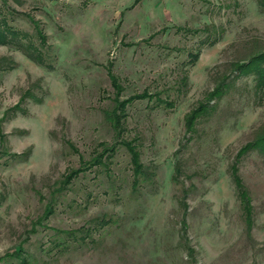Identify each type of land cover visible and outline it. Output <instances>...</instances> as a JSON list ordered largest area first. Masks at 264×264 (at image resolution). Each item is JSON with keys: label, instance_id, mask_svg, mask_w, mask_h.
I'll return each instance as SVG.
<instances>
[{"label": "rangeland", "instance_id": "374dc122", "mask_svg": "<svg viewBox=\"0 0 264 264\" xmlns=\"http://www.w3.org/2000/svg\"><path fill=\"white\" fill-rule=\"evenodd\" d=\"M32 19L46 34L44 48ZM3 20L54 68L0 45V65L14 66L0 70V264L20 257L28 264H264V154L252 150L239 162L251 196L249 229L229 173L238 149L264 126L253 76L231 73V62L264 48L257 0H0ZM207 26L221 30L212 45L201 44ZM199 48L191 65L188 53ZM107 67L119 78V99L146 89L175 101L125 107L120 137L137 138L150 174L137 189L105 115L116 93ZM224 75L228 90L189 137L185 114ZM28 87L34 98L43 94L40 101L27 97L25 112L12 114ZM101 141L115 145L106 166L61 187ZM47 204L52 213L39 223Z\"/></svg>", "mask_w": 264, "mask_h": 264}, {"label": "trees", "instance_id": "16d2710c", "mask_svg": "<svg viewBox=\"0 0 264 264\" xmlns=\"http://www.w3.org/2000/svg\"><path fill=\"white\" fill-rule=\"evenodd\" d=\"M257 5L261 11H264V0H257ZM32 21L35 24V31L37 32L38 37L42 42V48H44L46 44V34L34 19H32ZM202 29L207 32L205 38L201 42L202 45H212L219 39L221 30L216 28L215 26H207ZM198 31V29L194 30V32ZM20 35L24 36L25 34H22L18 30L14 29L6 22V20H3L2 22L0 21V45L12 46L15 49L21 51L30 60L43 65L47 69H53V61L47 59V54L45 55L43 49L40 48V46L34 45L31 41L25 42L23 40V37ZM199 54L200 48L196 51L189 52L188 62L191 65L194 64L198 59ZM13 67L14 66L12 64H8L5 66L0 65V70L5 71L8 69H12ZM231 69V73L234 72V77L252 75L254 78L255 93H258L259 96L264 98V48L250 53V55L246 59L231 62ZM107 73L111 81V85L115 89L116 93L114 97H112L114 105L110 111H105V115L115 131V136L119 137V142L125 147L126 151L129 154V162L132 171L131 186L133 189H137L141 181L150 179V174L145 170L144 164L141 160L140 150L138 147V143L136 142L137 138L134 137L131 139H125L120 137L122 132L125 130V118L127 116L125 107L134 100L147 99L148 101L156 102L157 105L154 104L153 107H160L158 106V104H163L164 107L172 108L175 105V101L166 97L162 98L158 95V93H151L146 89L140 93H134L126 98L119 99V91L122 89L118 81L119 78L112 72L110 67H107ZM180 81V86L186 84L187 73L181 76ZM230 81L231 79L229 78V75L222 76V78L219 79L215 86L211 90L206 92L204 99L199 101L196 106L191 108L185 114V132L189 133V137H191L192 133L195 131V125L197 121L214 108V104L211 101L214 99H219L228 90ZM42 95L39 96V98L32 97V94L30 93V87H28L20 95L18 101L9 109V111L12 112V114L16 113L17 111L25 112V110L21 108V104L26 100V98L32 97L34 101H40ZM153 98L155 100H152ZM189 137H187L186 139H188ZM98 145L102 146L101 151L94 154L91 157L90 161H83L79 167L69 170V172H67L63 176L60 182L61 187L67 185L80 173H83L91 167H95L98 165L106 166L107 161L115 152V145H107L104 141L99 142ZM252 150H257L259 153L264 154V126L258 128L255 131L252 140L247 141L238 149L234 161L229 165L231 181L234 185L247 229L251 228V225L253 224L252 203L247 186L245 185L239 172V162L245 154L249 153ZM23 155L25 154H19L18 156L25 157ZM178 173L179 166L175 165V174L173 175L174 181L178 180ZM184 191L185 190H183V192ZM184 195L185 194L183 193V197ZM180 204L186 208V204L184 203V201H181ZM51 213L52 208L50 204H47L45 206L43 214L39 217L38 222L47 219ZM183 213V217L180 220V227L182 234L185 235L187 230V222L185 219L186 209H184ZM61 231L68 234L71 233L64 230ZM56 244H60V241H58ZM18 253L15 254L19 255ZM20 264H28V260L25 257H20Z\"/></svg>", "mask_w": 264, "mask_h": 264}]
</instances>
